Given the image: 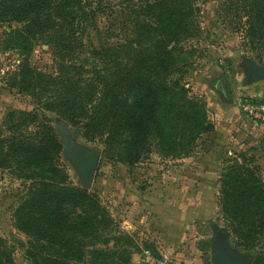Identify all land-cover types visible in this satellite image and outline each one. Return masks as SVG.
Here are the masks:
<instances>
[{
  "label": "trees",
  "instance_id": "16d2710c",
  "mask_svg": "<svg viewBox=\"0 0 264 264\" xmlns=\"http://www.w3.org/2000/svg\"><path fill=\"white\" fill-rule=\"evenodd\" d=\"M96 9L94 0H0V22L22 25L5 33L19 56L31 55L38 43L54 50L52 74L21 61L14 86L125 164L153 151L191 156L202 136L215 131L206 103L184 83L199 52L187 42L204 34L198 0H130L131 36L86 49ZM218 18L264 63V0H224ZM62 150L55 127L36 110L17 111L0 134V170L29 183L14 215L30 237L27 255L35 264L80 263L87 254L92 264H131V252L119 245L86 249L101 237L106 208L97 191L69 182ZM255 163L242 155L225 167L219 204L235 246L264 264V180ZM119 234L117 241L132 244ZM0 264H15L13 246L1 236Z\"/></svg>",
  "mask_w": 264,
  "mask_h": 264
},
{
  "label": "rangeland",
  "instance_id": "374dc122",
  "mask_svg": "<svg viewBox=\"0 0 264 264\" xmlns=\"http://www.w3.org/2000/svg\"><path fill=\"white\" fill-rule=\"evenodd\" d=\"M129 1L94 0L97 16L83 40L86 49H91L92 45L98 47L118 43L131 36L128 33L132 29ZM223 2L224 0H198L204 34L187 42L188 46L198 48L199 52L184 77V83L191 94L202 98L206 103L209 119L215 128H219L220 121L222 125L224 122L219 119V104L224 108H232L233 118H237L235 123L242 132V142L230 146L220 163L217 156L219 147H214L215 140L211 138L215 131L203 135L189 157L175 159L153 151L131 166L112 155L105 156L101 142L87 140L82 127L73 126L54 113L43 112L31 97L20 93L19 88L14 86V77L20 69L21 61L27 60L38 70L52 74L55 71L54 50L50 45L38 43L31 55L19 56L17 50L5 41V33L21 28L22 25L17 22H0V134H6L17 111H38L40 118H48L56 129L63 146L60 159L65 165L69 182L82 188H86L82 173L68 157L66 143L85 155H99L95 181L89 190L97 191L106 208L108 220L99 228L101 237L98 234V238H92L88 242L86 249L89 253L99 249L109 251L113 249V245H119L131 252V264H144L145 250L156 251V248L166 247L160 239L159 230L165 227L163 221L177 219L173 217L172 211L176 209L185 211L181 220L188 222L190 231L193 229L198 239L196 247L204 264L213 263L212 239L215 234H219L220 240L253 264L255 254L237 248L233 234L224 224L219 204V180L225 167L234 158L241 160L242 155L255 157V165L260 167L258 173L264 180V151L261 144L264 140V121L258 126L253 125L240 105L244 101L264 102V82L247 77L245 61L252 59L259 65L264 63H259L253 57L238 34L219 22L218 11ZM221 80L227 85L229 98L232 100L230 104L216 90ZM228 127L234 134L233 127L225 125L224 129ZM206 157L218 158V161L201 160ZM205 167L209 172L208 178L214 181L213 185L200 186L195 182L197 177L204 176L201 169ZM27 187L29 183L14 179L9 172L0 170V236L13 246L15 264H35L27 255L30 237L16 227L14 218ZM196 212V216H191ZM119 233L129 235L132 244L124 240L117 241L116 237H121ZM181 243V246L185 245L184 242ZM161 252L172 255L164 249ZM74 264H92L91 255L87 254L83 262Z\"/></svg>",
  "mask_w": 264,
  "mask_h": 264
},
{
  "label": "crops",
  "instance_id": "0c3cea01",
  "mask_svg": "<svg viewBox=\"0 0 264 264\" xmlns=\"http://www.w3.org/2000/svg\"><path fill=\"white\" fill-rule=\"evenodd\" d=\"M220 82H218V85ZM218 88V86H217ZM217 90V89H216ZM225 102V101H224ZM226 103V102H225ZM230 104V103H229ZM232 108H224L219 104V119H223V125L222 121L219 122V128L216 126L215 132L211 134V138L215 140L214 147H219V152L217 156H219V163L221 162L222 158L224 157V154L227 153L226 150L230 146H236V144H239L242 140V132L238 128L239 126L236 125L237 118H233ZM232 114V115H230ZM226 123V124H225ZM228 125L233 127V131H235L234 134L231 133V131L228 128L224 129V126ZM219 130V137H217ZM237 130L239 133H237ZM241 132V133H240ZM242 142V141H241ZM208 157V156H207ZM203 158L201 160L208 162L210 159L215 160L214 162L218 161V158ZM199 159V158H198ZM203 169V168H202ZM201 173L204 174V176L197 177V184L200 186H208L213 185L214 181L212 182V179L208 178V171L206 167L202 170ZM200 172V171H199ZM215 184H217V180L215 181ZM199 200V199H198ZM173 211V217H176L177 219L173 221H163L165 223V227H161L159 230L160 239L163 240L166 247L163 246L159 249L167 250L168 252H171V254L176 257L181 264H204L201 253L199 249L196 247L197 237L195 233L190 231L188 222H182V217L185 214V211H177L176 209ZM169 213V212H168ZM193 214V213H192ZM196 214H193L191 216H196ZM187 225V226H186ZM189 230V232H188ZM181 242H184L185 245L181 246ZM162 246V245H161Z\"/></svg>",
  "mask_w": 264,
  "mask_h": 264
},
{
  "label": "water",
  "instance_id": "95a60500",
  "mask_svg": "<svg viewBox=\"0 0 264 264\" xmlns=\"http://www.w3.org/2000/svg\"><path fill=\"white\" fill-rule=\"evenodd\" d=\"M245 63L247 64L245 67L247 77L251 80L264 82V65H259L252 59H247ZM217 91L227 103H232V100L229 98L227 85L223 80L218 85ZM65 150L72 163L81 171L85 189L89 190L95 181L99 155H85L68 143H66ZM212 254V264H252L251 260H247L244 256L235 252L229 245H226L223 240H220L219 234L213 236Z\"/></svg>",
  "mask_w": 264,
  "mask_h": 264
},
{
  "label": "built area",
  "instance_id": "2783aa9c",
  "mask_svg": "<svg viewBox=\"0 0 264 264\" xmlns=\"http://www.w3.org/2000/svg\"><path fill=\"white\" fill-rule=\"evenodd\" d=\"M246 116L253 125H260L264 121V102L244 101L240 103ZM144 264H181L173 255L163 254L161 250H145L143 253Z\"/></svg>",
  "mask_w": 264,
  "mask_h": 264
}]
</instances>
